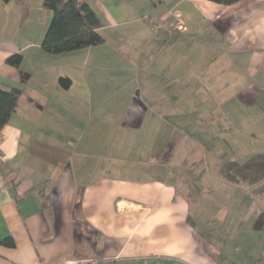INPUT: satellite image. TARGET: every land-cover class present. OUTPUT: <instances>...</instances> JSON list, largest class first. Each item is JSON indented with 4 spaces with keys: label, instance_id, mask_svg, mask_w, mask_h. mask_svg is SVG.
Wrapping results in <instances>:
<instances>
[{
    "label": "crops",
    "instance_id": "0c3cea01",
    "mask_svg": "<svg viewBox=\"0 0 264 264\" xmlns=\"http://www.w3.org/2000/svg\"><path fill=\"white\" fill-rule=\"evenodd\" d=\"M86 2L103 43L53 55L42 0L0 1V88L21 90L0 131V264H264L245 247L260 236L190 198L222 149L264 152V0ZM180 132L188 156H169Z\"/></svg>",
    "mask_w": 264,
    "mask_h": 264
},
{
    "label": "trees",
    "instance_id": "16d2710c",
    "mask_svg": "<svg viewBox=\"0 0 264 264\" xmlns=\"http://www.w3.org/2000/svg\"><path fill=\"white\" fill-rule=\"evenodd\" d=\"M8 3L13 0H0ZM231 5L240 0H210ZM42 6L52 12L49 25L41 40V48L48 54H65L103 43L97 31L102 22L98 14L86 0H42ZM22 56L14 54L7 58L8 63L17 66ZM61 84L67 87L68 77H61ZM21 90L0 88V131L15 111ZM220 174L230 181H243L254 184L264 181V152L254 154L243 161L224 159ZM260 192H264V189ZM0 245L13 247L11 237L0 239Z\"/></svg>",
    "mask_w": 264,
    "mask_h": 264
},
{
    "label": "rangeland",
    "instance_id": "374dc122",
    "mask_svg": "<svg viewBox=\"0 0 264 264\" xmlns=\"http://www.w3.org/2000/svg\"><path fill=\"white\" fill-rule=\"evenodd\" d=\"M150 5L152 7H155V5L153 4L152 0H149ZM200 113H202V111H199ZM201 135V131L197 132ZM183 133L180 132V134H175V136H173L170 139V148H167L165 151L166 154H168L169 156L172 155L173 152H176L174 154L175 157H179L182 158L184 156H188V152L189 149L183 145L184 142H188L185 139L184 136L186 137V133H184V136L182 135ZM236 133H229L228 131L224 132L223 136H233ZM190 136V135H189ZM165 138V137H164ZM175 141L177 142V146H175ZM180 142V143H178ZM181 145V146H180ZM204 149L200 148H196V151L193 152L190 156L194 155L195 156H199L202 155L204 152ZM217 150H221L218 148H207L206 152H209L213 155V152H216ZM250 149L244 144V142H238L235 145H231V147L226 148L225 150L222 149L221 152V158L224 160L225 158L228 159L230 157V155L233 158H229L231 160H241L242 156L244 154H246ZM197 151H199L198 153H196ZM213 151V152H211ZM225 151H227V153H225ZM205 154V153H204ZM167 156V155H166ZM248 158V157H247ZM245 158V159H247ZM244 159V160H245ZM200 167V165H199ZM213 167V166H212ZM213 171H211L210 173H212ZM196 179L195 180V186H199L196 188H199V191H195L194 195H191L190 198L195 197L196 200H200L202 199L204 196H206L207 198L209 197L211 200V210L210 214H211V219L214 222H217L219 220H221L220 218L225 214L228 215V222L229 223V229H232L233 227H239L241 224H245L244 226V231L249 233L252 238H254V241L256 239H258V237L260 236V242L259 243H255V242H250L249 245H245L246 248H251L253 246H255L258 251H259V245H263L264 243H261V241H263L264 237V226L260 227L257 229L253 228L254 227V222H257V220H255L254 218V213L250 210L254 205H259L261 204V202H264V192H260V190L262 191L264 189V181L260 182V183H254V184H250V183H246L243 181H230V180H226L225 178H217L215 179L214 177H211V179L206 180V182H210V187H212V190H206L205 194H203V187L200 186L203 184V179L202 177H199L198 175V171L196 173ZM212 175V174H211ZM214 175V173H213ZM217 177V175L215 176ZM207 178V176H206ZM209 184V183H208ZM195 200V201H196ZM194 204V203H191ZM194 206V205H193ZM197 206V205H195ZM226 206H234V207H238V209H241L240 211L235 212V210H230L224 211L221 209V207H226ZM192 208V207H191ZM229 208V207H227ZM221 209V211L219 212V210ZM206 213H202V212H198L197 213V219H201L203 217V215H205ZM235 217V220H232V218ZM225 221V218H222ZM232 220V221H230ZM238 220V221H237ZM257 225V224H256ZM254 229V230H253ZM232 245H230V242H228L227 248H231ZM264 252V249L262 250ZM262 252V253H263ZM261 253V250H260Z\"/></svg>",
    "mask_w": 264,
    "mask_h": 264
},
{
    "label": "built area",
    "instance_id": "2783aa9c",
    "mask_svg": "<svg viewBox=\"0 0 264 264\" xmlns=\"http://www.w3.org/2000/svg\"><path fill=\"white\" fill-rule=\"evenodd\" d=\"M153 1V4L154 5H156V4H158L161 0H152ZM0 161H1V155H0ZM1 180V179H0ZM64 264H75V263H73V262H66V263H64Z\"/></svg>",
    "mask_w": 264,
    "mask_h": 264
}]
</instances>
